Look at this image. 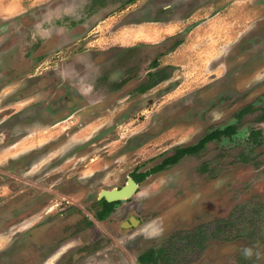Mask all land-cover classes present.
Here are the masks:
<instances>
[{
	"label": "rangeland",
	"instance_id": "1",
	"mask_svg": "<svg viewBox=\"0 0 264 264\" xmlns=\"http://www.w3.org/2000/svg\"><path fill=\"white\" fill-rule=\"evenodd\" d=\"M8 1L17 0L0 6ZM17 3L19 14L0 15V251L31 241L46 217L37 231L91 217L100 192L120 189L133 170L235 125L234 136L148 176L104 224L82 240L71 237L80 229L69 233L75 241L45 257L56 264L76 249V262L87 256L80 264H136L160 248L177 264H264L241 254L257 241L264 253V0ZM155 6H166V30L133 26L159 18ZM194 12L201 17L180 24ZM130 216L141 224L120 229ZM223 218L224 239L191 247L196 227L209 236Z\"/></svg>",
	"mask_w": 264,
	"mask_h": 264
},
{
	"label": "flooded vegetation",
	"instance_id": "2",
	"mask_svg": "<svg viewBox=\"0 0 264 264\" xmlns=\"http://www.w3.org/2000/svg\"><path fill=\"white\" fill-rule=\"evenodd\" d=\"M199 8H201V7H199ZM174 39H176V38L169 39V42L174 40ZM177 45L179 46L180 42H178ZM162 46H164V45L162 44ZM258 123L262 124L263 122H258ZM236 132H237V129H235L234 132L232 134H230V136L227 138H231L232 136H234L236 134ZM130 199H128V200H130ZM101 200H104V199L103 198L99 199V195H98L97 200H96L95 205H94L93 215L91 217H89V216H85V218L82 217L83 220H81V222L77 220V221L68 222V223L63 224V225L57 224V225H55L56 228L46 229L48 227L47 224H49L52 221V219H49V218L47 219V217H46L43 221H40L36 225L38 228L39 227H46L44 230L41 229V232L39 230L37 231L36 230L37 227H36L35 230L33 229L34 231L32 232L31 229H29L28 234H30V236L28 235L27 239H29L31 241L27 242L26 244H22V241H19L16 244H13L10 247H7V248L2 249L0 251V264H47L48 257H45V256H47V255H45L46 254L45 252L47 250L50 249L51 250L50 252H54L57 249L61 248L65 243L74 242L75 238H77V237H78L77 239L82 240V236H84V233H86V231H89V229H91V227L94 225L100 226L99 224H104L107 220H109L116 213L117 207L123 202V201L111 202V203H116L114 205L113 211L108 216L98 220L96 214H97V211H99L101 208V206L99 204V201H101ZM130 218H135L138 220V224L135 227H137L138 225L141 224L140 220L137 217L130 216L127 218V220L122 221L119 224V228L122 229L121 225L124 222H128ZM78 222H80V223H78ZM0 224H1L0 230L2 232L8 228L6 226V224H7L6 220H1ZM135 227L128 226L125 228L134 229ZM78 229H80V231L71 236V237H75V238H70L68 234L73 233V231H76ZM50 230H51L52 235L54 236L53 238H55V239H53L51 243L46 244V242H48L50 240V237H48V236H50ZM36 232L37 233L40 232L39 234L42 236V241L41 242L36 241L35 244H33L32 239L36 236L35 235ZM100 238H103V236H98V238L95 240H99ZM44 240H46V242H44ZM95 240H94V243H95ZM23 246H24V252L22 253V247ZM26 246H28V247H26ZM76 247H78V245H76ZM75 250L76 249H74L72 251V252H74L73 255H71V256L67 255L65 257L67 259H65V260L63 258H60V262L58 261V263H56V264H69L70 262H71V264H80V263L84 262V260H85V258H87V256H85L84 259L82 258L81 261L79 260V262L75 261L77 256H78L75 253ZM82 250H85V248L84 247L81 248V251ZM150 250H158V249L153 248ZM98 251H100V250H98ZM147 251H149V250H147ZM147 251H145V252H147ZM82 252L83 253H81V254L86 255V252H84V251H82ZM145 252L138 254L136 256V259H135L136 264H145V263H141L139 261V257L142 254H144ZM89 254H90V252H89ZM89 254H87V255H89ZM61 257H62V255H61ZM62 259H63V261H62ZM69 260H70V262H69ZM146 264H166V263L159 260L156 262L146 263Z\"/></svg>",
	"mask_w": 264,
	"mask_h": 264
},
{
	"label": "trees",
	"instance_id": "3",
	"mask_svg": "<svg viewBox=\"0 0 264 264\" xmlns=\"http://www.w3.org/2000/svg\"><path fill=\"white\" fill-rule=\"evenodd\" d=\"M134 0H129V2H132ZM149 79H153L154 76L152 74L148 75ZM156 77V76H155ZM165 78L162 77V80ZM156 83L154 81H151L149 85L147 86H141L138 91L140 93H144L146 90L149 88L153 87ZM254 110L252 104L246 105L244 108L239 111V113L236 114V117L240 119L243 115H245L248 112H251ZM260 114L259 117L256 119L257 122H263L264 123V107H261L259 109ZM236 127L234 125H229L225 127L224 129H216L213 130L206 135H204L196 144L191 145V146H184V147H176L173 149V153L166 158L162 159V161L153 167L147 169V170H142L138 171V169L133 170L130 174L129 177L133 179L137 184L142 183L148 176L157 174L159 172H162L166 170L167 168L175 165L178 163L183 157L185 156H195L198 155L201 151L205 149V146L207 143L212 142V141H217L220 140L222 137H229L230 134L234 132ZM260 133L258 131H254L251 133L252 136H257ZM99 204L101 206L100 210L97 211V218L98 220L108 216L114 208V205L116 203H107L104 200L99 201ZM216 226L213 228V233L211 235H207L208 227L207 225H201L198 226L194 229V235L193 239L197 240L194 241V245L191 247L193 249H199L200 251L204 249L206 242L209 240V238H218L222 240L224 237H222L220 234L222 233L223 229L226 228L227 225L231 224V220L229 219H219L215 221ZM193 233V232H192ZM164 249H158V250H149L142 254L139 257V261L141 263H152L156 261H164L166 264H177L174 259L176 258L175 253L173 252L172 249L169 250H164ZM167 252V254H166ZM243 264V263H239Z\"/></svg>",
	"mask_w": 264,
	"mask_h": 264
},
{
	"label": "crops",
	"instance_id": "4",
	"mask_svg": "<svg viewBox=\"0 0 264 264\" xmlns=\"http://www.w3.org/2000/svg\"><path fill=\"white\" fill-rule=\"evenodd\" d=\"M134 1H137V0H134ZM132 1V2H134ZM17 1H13V2H3L2 5L0 6L1 8V11H0V15H4L3 17L5 18V16L7 15V13H9L11 10L14 9V12L15 10H17L16 12V15L19 14L21 12V4L20 3H17ZM158 7V8H157ZM202 9V8H201ZM159 15V18H155L154 20L152 19H149V20H143L145 21L144 23L140 20L136 21L134 23V27L138 26V25H142V24H148V25H152V24H162L163 25V28L166 30V20L162 19V16L161 15H166V6H163L161 9L159 6H155L154 9H153V13L152 15ZM191 15V16H190ZM189 16L188 15H185L184 18L181 20L180 24L183 25V26H186L188 25L190 21H188V19L191 17V18H194V20H196L197 18L201 17L199 14V16L196 15V13H191ZM172 22V21H170ZM198 25L197 26H194V30L192 32H195L197 29H198ZM153 33V32H152ZM172 36V35H171ZM151 38H155V34L153 33L152 37ZM164 39H166V37H164ZM148 44H152V43H148ZM166 43H164L163 45H165ZM135 45V44H134ZM182 44H180L181 46ZM133 46V45H131Z\"/></svg>",
	"mask_w": 264,
	"mask_h": 264
},
{
	"label": "water",
	"instance_id": "5",
	"mask_svg": "<svg viewBox=\"0 0 264 264\" xmlns=\"http://www.w3.org/2000/svg\"><path fill=\"white\" fill-rule=\"evenodd\" d=\"M138 189V184L131 179H127L125 185L120 189H112L110 191H101L99 194V199L103 198L106 202H116L124 201L130 199ZM138 224V220L135 218H130L128 222H124L121 227H135Z\"/></svg>",
	"mask_w": 264,
	"mask_h": 264
},
{
	"label": "clouds",
	"instance_id": "6",
	"mask_svg": "<svg viewBox=\"0 0 264 264\" xmlns=\"http://www.w3.org/2000/svg\"><path fill=\"white\" fill-rule=\"evenodd\" d=\"M260 247V243L257 241L252 246L244 247L241 251V254L245 260H252L253 258H255V260H261L264 258V253L259 250Z\"/></svg>",
	"mask_w": 264,
	"mask_h": 264
}]
</instances>
